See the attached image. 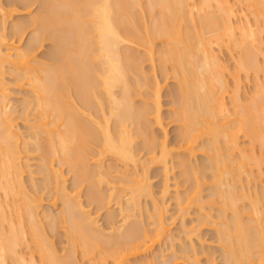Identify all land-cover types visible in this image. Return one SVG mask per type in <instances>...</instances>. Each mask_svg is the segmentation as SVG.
<instances>
[{
    "label": "bare ground",
    "instance_id": "bare-ground-1",
    "mask_svg": "<svg viewBox=\"0 0 264 264\" xmlns=\"http://www.w3.org/2000/svg\"><path fill=\"white\" fill-rule=\"evenodd\" d=\"M147 1V6L143 8V0H11L9 4L16 7L10 9L12 8L10 6L9 10L6 11L5 8V10L3 9V4L0 0V12L2 10L5 11V13H0V16H2V21L0 22V46L9 42L8 28L6 26L8 20L6 22V19L11 17L16 10H20L18 7L27 8V10L35 5L39 7L33 16L30 17L28 15L30 19L28 23H15L14 26L11 24L13 26L11 33L13 38H22L25 34L24 31L26 32L25 29H28L27 27L29 26L30 28H35H33L34 30L31 28L35 32L32 39L30 38V45L25 46V49L12 46L8 48L7 53H2L0 47V192L3 193L2 196L0 194V264H7V261H11L10 264H18L16 262L23 264L26 254L21 251L20 253L24 255H19L18 247L22 244L24 245L25 237L29 236L28 234L31 235L32 239L30 245L32 242L31 246L33 247L30 248H34V250H31L32 254L34 251L37 252L36 255L39 254V264H73L70 258L73 259L75 257L72 253L76 254V248L80 249L76 250L81 252V258L87 260L88 264H128L131 258L148 252L156 243H159L158 241L164 235H167L168 227L170 228L168 225L170 224H166L167 220L165 219V221L163 218L165 211L163 212L164 209L161 208L165 205L160 206L161 203L158 205L155 202L157 206L155 205L154 207V212H156L154 216L155 214L156 216H152L156 226L151 229L153 231H149L147 223H145V216L143 218V213L146 210L142 206V198H148L147 195L152 191H150L152 183H149L150 176L147 175V168L149 169V165L154 162L164 163L167 167L168 157H171L170 155L173 154V151L172 149H167L169 146L166 145V139H163L161 143L159 139L157 142L156 139L158 137L154 139V134L152 136V131H149L152 128L150 129L146 122L148 120L147 117L151 113L153 114L154 112L158 117L160 115L161 101L157 83L156 89L152 88L154 90L152 93V98H154L153 107L149 105V101L147 103L148 99L146 98H144L146 100L143 101L142 105L136 104L138 100L136 101L135 97L137 95L146 97L148 94L145 93L146 91L150 93V85L153 83H151V77L149 78L146 76L147 74L145 75L146 71L144 72V69L142 71V66L144 65L141 59L145 57L142 56L141 58L137 54L139 51L135 52L132 49V45H135L136 49L137 46L145 47L143 50H145L146 54L149 52L151 57H153L154 46H156L154 43L159 39L164 42V46L160 47L161 52L159 53L161 70L168 74L167 70L170 68L172 70H170L171 73L173 72L179 84V99H176L177 111H175V121L179 123L178 126L180 125L181 143H179V147L185 149L186 153L187 150L191 151L188 152L193 156L195 152L193 149L194 146H198L196 145L198 140L204 137H207L208 140H206L207 142L205 140L202 142L201 140L205 144H200L201 149L202 147L204 148V153H207V156H205L207 157L206 163H203L200 167H195L192 166V161L183 162L181 159L183 162L181 164L184 166L183 170L180 169L182 171L181 175L185 177L186 183L192 182L195 184L193 185V187L195 186V192L193 190L192 193L196 197L195 201L198 200L199 204L197 203V207L198 205L200 207L206 205L204 203L206 200L200 199V186L203 189L204 184L202 183H208L207 181L205 182V179L212 181L210 185L213 184L212 196H214V199H211L214 201L211 199L210 201L213 204H219L221 212L218 211L220 213V220H218L222 221L223 219L222 222H215L219 226L215 230L218 238L216 239L219 241L218 243L222 244L220 248L223 249L224 263L264 264V191L263 193L260 192L262 195L260 193L258 195V191H254L256 194L254 193L255 197L253 198V190L250 187L251 180L248 181V178L247 180L245 179L248 186L244 188L247 190L241 191V189L244 190L243 187L240 188L238 186L242 181L241 176L249 174L245 168H247V165L249 166L248 162L251 161V156L239 146L240 134H242L241 136L245 135V138L248 136L249 140L253 141V144H251L252 150L256 145H254L255 142L258 145L260 144L261 150L264 149V85L261 87L257 83L260 90L258 88V91H255L258 93L254 94V98L251 97L250 101L248 100L250 102L248 104H242L239 95L240 73L252 72L254 75H258V72L261 73L264 70L263 66H261L262 64L259 65L260 62L257 57L260 54H258L259 50L254 47L256 46L254 45L256 41L260 42V37L258 38L257 36L259 33L255 32L256 30L254 32L251 30L253 26L249 25L253 24H248L249 22L243 26L241 25L240 28L238 27L241 21L238 22L239 25L235 23L236 20L234 21V18L238 12L235 7L233 8L234 5L229 0H199L198 3L196 2L197 0ZM213 2L217 4V7L212 5L214 4ZM243 2L250 8L247 7L250 11L249 13L253 12L256 19H258L256 22L260 23L259 20L264 19V0H243ZM211 6L214 9L217 8V10L215 9L216 12L209 11L212 8ZM143 13H145L144 17L147 13V15L151 16V19H156L153 26L149 23V25L142 23ZM143 21L146 22L144 19ZM238 28L240 32H237V36L236 30H239ZM257 28L259 27L257 26ZM47 41L55 43L54 46L56 47L55 51L49 54V60H52V64H44V68L39 66L41 69L36 68L37 72L34 68L37 64L33 66L32 63L31 65L32 58H30V55H34L36 46H40ZM224 42H226L225 44L232 42L229 47L232 48L233 46L235 51L237 49L240 52L239 55L237 54L238 52L236 53L238 58L236 57L235 70L233 69L231 71L232 74H229L235 81L233 90L228 86L224 75L227 72L225 70L229 69L226 66L228 64L223 63L226 64L223 65L220 55L218 56L216 52V48L221 47ZM140 48L138 49L140 50ZM8 61L14 64L18 70L19 68L21 69L19 71L24 74H20L22 75L20 77L29 79L33 98L31 97L32 100H27L22 118L25 117V120L28 121L29 115L33 113H29L28 107H32L30 110L34 111L35 121L33 122L35 123L30 125L32 132L30 131L31 133L29 134H32V136L27 135L31 137V140L34 139L33 142H36L35 150L44 154L45 161L43 162L51 166L48 167L46 164L44 166V163L40 162V165H43L42 167H46L43 170L45 173L43 175H46L47 181L44 183H47L48 187L50 186L49 184L54 182L56 188L54 184H51L56 191V193L54 191L55 195L53 196H55V200L60 199L63 204L60 213L52 218V223L59 221V223L61 222V225L59 224L60 227L65 225V229H63L66 230L67 243L71 245L70 251L68 247L66 258L58 255L52 241L49 239L50 236L48 237L51 232L49 234L47 232L49 229L46 230L48 227L46 226V228L43 225L45 223L42 224V219L38 213V209L41 208L39 204L41 203L42 205L38 195L40 193L37 192L38 194H35V191V196L31 194L36 189L35 185L33 186L31 183V188H33L32 191L29 190L31 193L28 195L29 192L23 181L24 166L20 162V154L24 151L21 152L22 142L20 143V141L23 139L21 137V140L19 135H17L19 131L16 133L14 130V117L8 110L9 96L5 92L6 84L3 83V78L1 77L5 72L3 66ZM228 72L231 73L229 70ZM17 79L19 81L22 80L21 78ZM259 83H262V81ZM228 88L233 94V98H231L234 104V114L233 111V116L230 114L232 117L228 114V103L225 101L229 92ZM152 98H149V100ZM70 100L72 103L68 102ZM76 105L78 106L76 107ZM158 117H156V120ZM158 120V122H162L160 117ZM151 126L153 127L152 123ZM139 137L143 138L141 140H143L145 147L150 152L153 151L151 149L154 148V145L156 149L157 143L162 145L161 150L159 149L161 151L159 158L153 156L151 159L149 157L150 159L147 160H150V163L144 159L146 164L144 162L142 164L140 160L142 165L137 162L139 161L137 159V157L139 158V153H137L138 150L137 152L134 150L137 144H134V142ZM27 140L28 142L31 141L28 138ZM22 146L27 147L26 143ZM95 147L100 148V150ZM93 148L97 149L98 153L95 169L89 168V164H87L89 162H87V159L92 156L91 149ZM25 150L27 151V149ZM262 151L264 152V150ZM236 153L237 156H235ZM105 154L116 157L117 159H114L115 163L121 160L126 164L132 163L133 166L134 164L137 167V164L143 166L140 169L141 175H139V171V174L136 173L138 177L135 178L136 175L132 171L134 174L131 175L134 176L131 177L135 179L130 176L128 178L123 176V179L116 177L118 181L120 179V183L118 185L113 183L115 181L114 177H111L113 173L109 174L111 170L108 171L109 167L107 165V169L105 168L103 157L100 156L102 159L99 157V155ZM189 154H186L185 158L187 155L191 157ZM259 158L261 161L263 160L261 156ZM53 159L58 161L60 168L59 166H54L55 169L53 168ZM186 159L184 161H187ZM41 160H43V157ZM48 160L51 162H48ZM262 164L264 165V163ZM61 165H67V169L69 168L73 172L76 179L75 189H78L82 183L88 185L89 202L97 204L99 209L96 208V210H103L107 206L109 208L113 202L116 207L119 206L118 209L121 212L119 213L122 215V220L119 223H123V225L121 224L123 229L120 228L115 215L111 212L106 216V221L108 222L106 223L112 229L110 233H106L104 228H100L97 225L99 220L94 216L95 214L91 215V213L85 211L86 209L83 208L84 204L79 199V194L74 196L68 191L67 180L64 178L65 174H63V170H60ZM136 166L134 167L136 169V171L134 169L135 172L138 171ZM124 167L126 169L129 168L128 165H124ZM43 171L41 168V172ZM165 172L164 175L168 174L165 178H169V173H167L166 169ZM119 177L122 178V176ZM165 178L164 180L167 181V178ZM31 182L35 183V181ZM105 182L107 183L104 187L109 185L106 192L101 187ZM167 186L168 183L165 187L169 191L170 188ZM166 188L162 189L164 194L165 192L166 194L169 193ZM249 190L252 192L250 193ZM238 193H240V196ZM164 194L162 195L164 196ZM250 194L253 196L250 197ZM178 195L179 192L175 197L177 201H175L178 209L179 207L182 209L181 205H184L183 203L188 195L185 193L186 196L184 197L186 198ZM3 196L4 198L2 199ZM126 196H128V200L124 202ZM249 197L250 204L246 201L250 205L249 210L251 209V213L246 211L249 212V215L246 213L248 215L246 220L243 216L245 212L240 210L244 209V207L242 205V208H240L239 202L246 198L249 199ZM188 198L190 201L193 199V197ZM241 204H244V202ZM9 208H12L11 211ZM186 208H184L186 210L185 213L189 209ZM137 209L141 211L135 212ZM184 209H182L183 212L185 211ZM109 210L107 209V211ZM104 211L106 212V210ZM227 211L231 213L232 216L229 214L231 217H228ZM119 213L116 215L119 216ZM139 213L140 216H138ZM46 216L44 215L43 217ZM49 217L51 216L46 218ZM46 218H44L45 221ZM207 219L205 218L206 221ZM139 220L141 223H139ZM199 222L201 223V219ZM47 223L49 224V222ZM192 244L190 245L192 246ZM192 247L193 249L196 248ZM186 251L191 253L192 249L190 248V251ZM187 252H181L183 257L185 256L184 254H188ZM194 252H192V255L195 258L197 254L194 255ZM202 252L206 251L202 249ZM160 253L164 257L166 256L163 251ZM190 255L188 254L185 258L191 261L193 256L189 259ZM32 256L34 257V255ZM180 256L179 258L183 259ZM214 256L212 255L210 259L208 258L209 263L212 264L211 257ZM27 257L29 258V256ZM33 257L29 258V261L26 260L27 263H25L26 261L24 263L38 264ZM164 257L162 256L161 258ZM75 259L74 261H77ZM152 259L154 261V257ZM196 259L195 261H197ZM171 260L172 258L168 261L171 262ZM21 261L22 263H20ZM138 261L135 260L137 264H143ZM177 261L174 263H177ZM162 263L169 264L164 260ZM145 264H150L149 259Z\"/></svg>",
    "mask_w": 264,
    "mask_h": 264
},
{
    "label": "rangeland",
    "instance_id": "rangeland-1",
    "mask_svg": "<svg viewBox=\"0 0 264 264\" xmlns=\"http://www.w3.org/2000/svg\"><path fill=\"white\" fill-rule=\"evenodd\" d=\"M11 0H1V2H2V4H3V9L5 8L6 9V11H8L9 9L8 8H10V6L12 7V8H10V9H14V7H16V6H12V4H9V2H10ZM194 1H196V0H194ZM198 1L199 0H197L196 2L198 3ZM147 0L145 1V0H143V8H145L146 6H147ZM215 2V1H214ZM213 2V3H214ZM229 2L232 4V5H234L233 6V8L235 7V10L238 12H236L237 14H236V17L234 18V21H235V23L237 24V25H239V21H241V23H240V25L238 26L239 28H240V26L242 25H245L247 22H249L248 24H253V25H249V26H253L252 28H251V30L254 32V30H256L255 32H258L259 34L257 35V33H256V35L258 36V38L260 37V39H259V41L260 42H257L256 41V44H254V45H256V46H254L255 48H257V50H259L258 51V59H259V65H261V66H263V68H264V21H262V20H264V19H262V20H259V22L260 23H258V21L256 22V20H258V19H256V16L254 15V13L253 12H251V13H249L250 11H249V7H248V5L247 4H245L244 2H243V0L242 1H240V0H229ZM243 2V3H242ZM230 4V5H231ZM9 5V6H8ZM213 6L215 5V7H217V4L216 3H214V4H212ZM231 5V6H232ZM145 6V7H144ZM212 7V6H211ZM249 9H248V8ZM18 8H20V10L18 9V10H16L15 12H13L12 13V15H11V17H9L8 19H6V22H7V20H8V22L6 23V26H7V34H8V40H9V42H7V43H5V44H2L3 45V47H2V45L0 46L1 47V52L2 53H7V51H8V48H10V47H12V46H16V47H21L22 49H25V46H29L30 44H29V42L31 43V39H32V36H33V34H34V32L35 31H33L31 28H30V26L29 27H27L28 29H25L26 30V32L24 31V35L22 36V38L21 37H19V38H17V37H15V38H13V36H12V31H13V29H12V27L14 26V24L15 23H28V21L30 20L29 19V16L31 17V16H33L36 12H37V10H38V8L39 7H37V5H35V6H33L32 8H28V10H27V8L26 9H23V7H18ZM23 10H22V9ZM4 9V10H5ZM30 9V10H29ZM210 9V8H209ZM212 9H214L213 7L209 10V11H214V12H216V10H217V8H215L214 10H212ZM239 10V11H238ZM1 11V10H0ZM251 11H253L252 9H251ZM2 12H4L5 13V11H3L2 10ZM2 12H0L1 14H2ZM0 14V15H1ZM29 15V16H28ZM144 15H145V13H143V17H144ZM2 16H0V22L2 21V18H1ZM151 16L148 14L147 15V13H146V16L143 18L144 20H146V22L145 21H143V19H142V23L144 22L146 25H149V24H151L152 26H153V24H155V21H156V19H151L150 18ZM152 20V21H151ZM18 21V22H17ZM245 22V23H244ZM149 23V24H148ZM257 23V24H256ZM11 24L13 25V26H11ZM247 24V25H248ZM144 25V24H143ZM145 25V26H146ZM150 25V26H151ZM257 26L259 27V28H257ZM238 28V29H239ZM255 28H257V29H259V30H257V29H255ZM262 28V29H261ZM31 32V33H30ZM240 32V29L239 30H236V34H237V36H238V33ZM11 36H12V38H11ZM31 36V37H30ZM239 36H240V34H239ZM21 38V39H20ZM31 38V39H30ZM11 40H13V41H11ZM258 40V39H257ZM10 43V44H9ZM50 43V44H49ZM51 43H53V42H50V41H47V42H44V43H42V45H38L39 46V48H38V46H36V50H35V53H34V55H30V58H32L31 60V65H32V63H33V66L34 65H36L34 68L36 69V68H44L45 67V65L46 64H52V60L50 61L49 60V54L50 53H52V52H54L55 51V43H53V44H51ZM226 42H224V43H222L223 45H221V47H217L216 48V52H217V54H218V56L220 55V59H221V61H223L222 62V64L223 63H226V64H228V65H226V64H223V65H226L227 67V69L231 72V71H233V69L235 70V63H237L236 62V60H237V58H238V55H239V51H237V49H236V51L234 50V48H233V46H232V48H233V51H232V48L231 47H229V44H231L232 45V42L231 43H227V44H225ZM255 43V42H254ZM14 44V45H13ZM156 46H154V50H155V52H154V55H153V57H151V55H150V53L148 52L147 54L149 55H147L146 54V52H145V50H143L145 47H142V46H140V47H138L137 45V49L134 47L135 45H132L133 46V50L135 51V52H137V51H139V52H137V54L142 58V56L143 57H145V58H142L141 60H142V63H143V65L144 66H142V71H143V69H144V72H145V75L147 76V77H151L150 78V80L152 81L151 83H153L152 85H150V93H148L149 91H146V93L145 94H148V95H146V97H144V96H142V95H140V96H138L137 95V97H135V100L137 101H135L136 102V104L137 105H142L144 102V100H146V99H148L147 100V103H148V101H149V105H152L151 107H153V105L154 104H152V102L154 101V98H152L153 96V92H154V90H152V88H154V89H156V83H157V86L159 87V95H160V97H159V99H160V107H161V109H160V115H159V117H160V120L162 121V122H158L159 120V117L158 116H156L155 115V113L153 112V114L151 113L148 117H147V119L148 120H150V121H146L147 122V125H149L148 127L151 129V130H149L150 132H151V134H152V136H153V134H154V139H156L157 137V142L160 140V143L161 142H163V139L165 140L166 139V145L167 146H169L167 149H172V151H173V154L172 155H170L171 157H168L169 159H168V163H167V167H166V164H162V163H160V164H162V165H160L159 164V162H154V163H151L148 167H149V169L147 168V172H148V176H150V186L152 187V189H150V191H151V195L149 194V195H147L148 196V198L147 197H143L142 198V206L144 207V209L146 210L144 213H143V218H144V216H145V220H146V222L145 223H147V228H148V230L149 231H153V230H151V229H154L155 228V224H154V222H155V220H153L154 219V217L156 216V214H155V216H154V213H156V212H154V207H155V205H156V203H158V205L160 204V206L162 205H165V206H163V207H161L162 209H164L163 210V212L165 211V213H163L164 214V216H163V218H164V220L167 222L166 224L168 225V223L170 224V225H168V226H170V228L168 227V231H167V235H164V237L163 238H161L160 239V241H158L159 243H156L153 247H152V249H150L148 252H146V253H143V254H141V255H139V256H135V257H133V258H131L130 259V261H128V264H137V262H135V260L136 261H138L139 263H143V264H145V263H147L148 262V259H149V262H150V264H156V263H158V264H161V262H163V260L167 263H169V264H172V263H174L175 261H177V263H174V264H211V263H209L208 261H209V259H210V256H214V254H216L214 257H211V260H212V264H223L224 263V260H223V249L222 248H220L221 247V243H218L219 241L217 240L218 238L216 237V228L217 227H219L218 225H216L218 222H222L223 221V219H222V221H219L220 220V217H219V215H220V213H218V211L219 212H221L220 211V207L218 206L219 204H216V203H214L213 204V202H211L210 201V199L212 198V199H214V196H212L213 195V184L212 185H210L211 184V182L212 181H209L208 179L206 180L205 179V182L207 181L208 183L206 184V183H202V184H204L203 185V189L201 188L202 186H200V194H201V196H200V194H199V196H200V199L201 200H203V201H205L204 203L206 204V205H203V206H199L198 205V207H197V203H198V200L197 201H195V198L196 197H194L193 195V190H194V187H193V185H195V184H193L192 182H189L190 183V185H189V183L187 182L186 183V179H185V177L183 176V175H181V170H183L184 168V166H182V164H183V162H191L192 163V166H201V165H203V163H206V161H207V157H205V156H207V153L205 152L204 153V148L202 147V149H201V145L200 144H205V143H202V142H204V140H205V142H207L208 140H207V137H204V138H202L201 140H202V142H201V140H198V142L196 143V145H198V146H194V149L193 150H195V152H194V154H193V156H191L190 154H189V152H191V151H189V150H187V153H186V150L185 149H182V148H180L179 147V143H181L180 142V130H179V126H178V122L177 121H175V115H176V112L175 111H177L176 109H177V100L179 99L178 97V95H179V84H178V80H177V78L174 76V74H173V72L171 73V69L169 68L168 70H167V73L168 74H165L166 72L164 71V70H161V65H159V64H161V63H159L160 62V60H159V57H160V52H161V49H160V47L162 46H164V42L162 41V40H157V42L155 41V43H154ZM5 45V46H4ZM22 45H23V47H22ZM227 45H228V47L231 49V51H230V49L227 47ZM258 45V46H257ZM223 46H225V47H223ZM52 47H53V49H52ZM27 48V47H26ZM138 48H140V50L138 49ZM159 48V49H158ZM38 49V50H37ZM221 49V50H220ZM157 50V51H156ZM218 50H220V51H218ZM256 50V51H257ZM144 52H145V54H144ZM235 52V53H234ZM238 52V53H237ZM143 53V54H142ZM238 55H237V54ZM33 54V53H32ZM36 54V55H35ZM36 56V57H35ZM155 57V58H154ZM237 57V58H236ZM158 58V59H157ZM35 59H36V61H35ZM43 60H45V61H43V63H42V61ZM145 60V61H144ZM159 60V61H158ZM39 61H41V62H39ZM48 61V62H47ZM10 61H8V62H5V64L7 63H9ZM38 62V63H37ZM51 62V63H50ZM35 63V64H34ZM4 65L3 67H4V71H3V68H2V71L4 72L3 73V76H1L2 78H3V83H5L4 85L6 86V88H5V92L6 93H8L7 95L9 96H7L8 97V102H9V104H8V110L12 113V115H13V117H14V119H13V126H14V130L16 131V133H17V131H19V133L17 134V135H19V138L21 139V137H22V141H20V143L22 142L24 145H25V143H26V148L24 147V146H22L23 144L21 143V154H20V162L22 163V165L24 166V172H23V178H24V182H25V186H26V188H27V190H28V192H29V194L28 195H30V191H32V188H31V183L33 184V186L36 188H34L35 190H33L32 191V195H34L35 196V194L38 192V193H40V194H38L39 195V199L41 200L40 202H42V205H41V203L39 204L40 206H41V208H40V206H39V208L40 209H38V213L40 214V218L42 219V224L43 223H45V224H43L47 229L46 230H48L49 229V231H47L49 234H50V232H51V234L50 235H48V237H49V239L52 241V243H53V245H54V247H55V249L57 250V252H58V255L59 256H61V257H63V258H66L67 257V252H68V247H69V251H70V247H71V245L69 244V243H67L68 242V237L65 235L66 233H65V231L66 230H64L65 228H64V226L65 225H63V227L61 226H59V224L61 225V222L59 223V221L57 222V221H54V223H52L53 221H52V218H54L56 215H58L59 213H60V211H61V209H62V207H63V204H62V201L60 200V199H57V200H55L56 198H55V196H53V195H55V193H56V191H55V184H54V182H53V184H54V187H52V185L51 184H49L50 186H48L47 187V183H44V182H46L47 180H46V178H45V176L46 175H43V173H44V171L43 170H45L46 169V167L44 168V167H42L43 165H40L41 163L40 162H42V163H44V166H45V164H46V162H43V161H45L44 160V154L43 153H41V152H37L35 149H36V142H35V145H34V142H33V140L34 139H32L31 140V137H29V136H32V134H29V133H31L32 131H31V129H30V125H32L33 123H35V122H33V121H35V116H34V111H31L30 110V108H32V107H28L29 108V111L26 109V111H28L29 113H32V115H29V117H28V121L27 120H25V117L24 118H22V116H23V114L22 113H24V110H25V104H26V102H27V100L29 101V99H31L32 100V98H33V95L31 96V86H30V83H29V79L27 78V79H25L24 77H20V76H22L24 73H21V71H19V70H21L20 68H19V70L15 67V65L14 64H11V62L8 64V65ZM43 65V67H42V65ZM45 64V65H44ZM234 64V65H233ZM10 66V67H9ZM40 66V67H39ZM232 67V68H231ZM40 68V69H41ZM262 68V67H261ZM39 69V70H40ZM231 69V70H230ZM17 70H18V72H17ZM37 70V69H36ZM171 70V71H170ZM228 70H225V71H227L228 72ZM163 71V72H162ZM168 71H170V72H168ZM23 72V71H22ZM37 72H38V70H37ZM226 72V73H227ZM225 73V72H224ZM224 74L225 75V79H226V81H227V84H228V86L231 88V90H233V87H234V85H235V81H234V78H232V76H230L229 74H232V72L231 73H227V74ZM20 74H22V75H20ZM173 74V75H172ZM18 75H19V77H18ZM143 75V74H142ZM227 75V76H226ZM259 75V76H258ZM258 75H254V73H252V72H249V73H247V72H242V73H240V79H241V81H239L240 83H239V95H240V97H241V102H242V104H248V102L250 101L249 99L251 98V97H253L254 96V94H256V93H258V92H255V91H258L257 89L259 88V90H260V87H259V85L262 87V85H264V70L260 73V72H258ZM143 77H144V75H143ZM15 78H16V80H15ZM17 78H21L22 80H18ZM176 78V79H175ZM28 80V81H27ZM260 80V81H259ZM19 81V82H18ZM257 81V82H256ZM262 81V83H259V82H261ZM21 82V83H20ZM159 83H160V85H159ZM259 85H258V84ZM257 85H258V87H257ZM7 89V90H6ZM147 90V89H146ZM149 90V89H148ZM228 90H229V92H228V94H227V98H226V102L228 103L227 104V106H228V108H229V110H228V114L230 115H232L233 116V114H234V104H233V100H232V98H233V94H232V92H231V90L228 88ZM8 91V92H7ZM152 91V92H151ZM33 94V93H32ZM253 94V95H252ZM29 95V96H28ZM144 95V94H143ZM147 96H148V98H147ZM150 96V97H149ZM30 97V98H29ZM32 97V98H31ZM138 97H141V98H138ZM232 97V98H231ZM144 98H146V99H144ZM149 98H152V99H150L151 100V102H150V100H149ZM254 98V97H253ZM70 99V98H69ZM177 99V100H176ZM24 100V101H23ZM72 100V99H71ZM68 101L69 103L71 102L72 103V101ZM249 100V101H248ZM252 100V99H251ZM73 101H75L74 99H73ZM76 102V101H75ZM250 103V102H249ZM75 104H77V103H75ZM78 105H76V107H77ZM227 108V109H228ZM25 111V112H26ZM231 111V112H230ZM232 111H233V114H232ZM157 114V113H156ZM230 115V116H231ZM231 116V117H232ZM152 117V118H151ZM156 117H158L157 118V120H156ZM174 118V119H173ZM24 119V120H23ZM152 119V120H151ZM153 119H154V121H153ZM25 121H27V123H25ZM150 122V123H149ZM151 123H152V125H153V127L151 126ZM161 123V124H160ZM15 124V125H14ZM28 124V125H27ZM264 124V123H263ZM27 125V126H26ZM28 126H29V128H28ZM264 126V125H263ZM264 128V127H263ZM28 129H30V130H28ZM163 130V131H162ZM31 131V132H30ZM165 131V132H164ZM155 132V133H154ZM166 133V134H165ZM24 134V135H23ZM29 136H28V135ZM242 134H240V138H239V143H240V145L239 146H241L243 149H245L246 150V152H247V154L248 155H250L251 157H250V160L251 161H249L248 162V164H249V166L247 165V168H245V170L246 171H248V173L249 174H243V177L241 176V180L243 181V179H244V181L242 182L241 181V183H239L238 184V186L241 188V187H243V189L244 188H246L247 186H248V183H247V178H248V181H250V183H251V185H250V187H252L251 188V190H253V192L252 191H250V193L252 192V194L254 195H252V194H250L249 196L250 197H252L253 196V198L255 197V192L256 191H258L257 192V194L259 195V193L261 192V193H263V191H264V165L262 164V163H264V154H262V153H264L262 150H264V149H262L261 150V146H260V144L258 145V143L257 142H255L254 143V145L256 144V145H258V146H254L253 148V150H252V148H251V144H253V141H251V139L249 140V137L247 136L246 138H245V135H243V136H241ZM167 136V137H166ZM135 137H138V136H135ZM134 137V138H135ZM156 137V138H155ZM26 138V139H25ZM27 138L29 139V140H31V141H29L28 142V140H27ZM141 138L142 137H139V138H136L135 139V142H134V144H136V149H134V150H136V152H137V150H138V152L137 153H139V158L137 157V159H139V161H137L139 164H140V160L142 161L141 163L142 164H146V162L147 161H149V163H150V160H147V159H150L151 157L153 158V156L154 157H158L159 156V154H160V150H161V147H162V145L159 143H157L156 141H155V143H157V146H156V149H155V145H154V148L153 149H151V150H153V151H151L150 152V150L149 149H147V147H145V145H144V142H143V140H141ZM140 139V140H139ZM143 139V138H142ZM159 139V140H158ZM241 139V140H240ZM207 140V141H206ZM24 141H27V142H25L24 143ZM142 141V142H141ZM251 141V142H250ZM31 142V143H30ZM32 142H33V144H32ZM250 142V143H249ZM154 143V144H155ZM28 144H29V146H28ZM143 145H144V147H143ZM159 145H161V146H159ZM205 146V145H204ZM24 147V148H23ZM134 147V148H135ZM158 147H160V148H158ZM240 147V148H241ZM95 148H97V147H95ZM95 148H93V149H91V154H92V156H90V158H88L87 159V164H89V168H91V169H95L96 168V159H97V157H98V153H97V149H99L100 150V148H97V149H95ZM197 148H199V149H197ZM258 148H260V149H258ZM25 149H27V151L25 150ZM160 149V150H159ZM257 149V150H256ZM29 150V151H28ZM149 150V151H148ZM255 150V151H254ZM155 151V152H154ZM189 151V152H188ZM94 152V153H93ZM142 152V153H141ZM146 152H148V153H146ZM238 152V151H237ZM41 154L43 155L42 157H43V160H41ZM186 154H189L191 157H192V159H191V157H189L188 155H187V157L186 158H188V159H186L185 158V155ZM239 155V154H238ZM100 156H102L103 157V159L100 157ZM142 156V157H141ZM235 156H237V153H236V155ZM253 156V157H252ZM258 156V157H257ZM259 156H261L262 158H263V162L261 161V159L259 158ZM40 157V158H39ZM99 157L103 160V164L105 165V168H106V165H107V167H109L108 168V171L109 170H111V171H109V174L111 175V173H113L112 174V176L111 177H114L113 179H115V181L113 182V183H117V185H118V183H120V179H123V176H125L124 178H128L129 176L131 177V176H134V175H136V177L135 178H137L138 176H137V174H139L138 172L140 171V174L139 175H141V168L143 167V166H140V165H142V164H137L138 165V167L134 164V166H133V164L132 163H130V164H126V163H123L121 160H120V162H117V163H115V160L114 159H117L116 157H114V156H112V155H99ZM150 157V158H149ZM93 158V159H92ZM94 158H95V160H94ZM151 158V159H152ZM159 158V157H158ZM237 158V157H236ZM239 158V157H238ZM252 158H253V160H252ZM101 159H99V160H101ZM144 159H145V161H144ZM183 160V162H182V160ZM187 160V161H184V160ZM254 159H256V160H254ZM260 159V160H259ZM54 160V161H53ZM52 161H53V168H54V166L55 167H58L59 166V168H60V165L58 164V161L56 160V159H53ZM180 160V161H179ZM189 160V161H188ZM56 161H57V163H56ZM98 161V160H97ZM179 161V162H178ZM196 161H198V162H196ZM204 161V162H203ZM260 161V162H259ZM48 162H51V161H49L48 160ZM47 162V163H48ZM92 162V163H91ZM95 162V163H94ZM144 162V163H143ZM196 162V163H195ZM182 163V164H181ZM196 165H195V164ZM199 163V164H198ZM254 163L256 164L255 166H254ZM260 163V164H259ZM51 164V165H52ZM58 164V165H57ZM94 164V165H93ZM169 164V165H168ZM179 164L181 165L180 167H179ZM194 164V165H193ZM198 164V165H197ZM252 164H253V166H252ZM46 165H48V164H46ZM111 165H112V167H111ZM124 165L126 166V165H128V169H126V167H124ZM251 165V166H250ZM50 166V164L48 165V167ZM116 166V167H115ZM118 166V167H117ZM123 166V167H122ZM136 166V168H138V171L137 172H135L136 171V169L134 168ZM169 166V167H168ZM51 167V166H50ZM166 167V168H165ZM246 167V166H245ZM256 167V168H255ZM41 168H42V171L43 172H41ZM44 168V169H43ZM116 170H115V169ZM164 169V171H163V169ZM172 168V169H171ZM55 169V168H54ZM107 169V168H106ZM114 169V170H113ZM117 169H118V171H117ZM123 169V170H122ZM134 169H135V171H134ZM165 169H166V171H167V173H169V178H167V181L166 180H164V178H165V176L166 175H168V174H166V175H164V173H166L165 172ZM181 169V170H180ZM37 170H38V172H37ZM61 171L63 170V174H65L64 175V178L67 180H65L66 181V186H67V189H68V191L70 192V193H72V195H77V194H79V196H80V200H82L81 202L84 204L83 205V208H85L86 210L85 211H87V212H89V213H91V215H94L96 218H97V220H99V222H98V226H100V228H104L105 229V232L106 233H110V231H112V229L110 228V226H109V224L107 225V221H106V216H108L107 214L108 213H112V214H114L115 215V219H116V221L119 223L121 220H122V215L120 214L121 212H120V210L118 209L119 208V206H117L116 207V204L114 203H112V204H110V206H109V208H110V210H112V211H110L109 210V208H108V206L106 207L109 211H107V209L105 208V209H100V210H96V208H97V204L96 203H90L89 201V198H88V191H89V189H88V185L86 184V183H82L81 185H80V187L78 188V189H75L74 188V185H75V176H74V174H73V172H71L70 170H69V168L67 169V165H61V169H60ZM149 170V171H148ZM180 170V171H179ZM47 171V170H46ZM128 171V173H126ZM131 171V172H130ZM135 173H133V172ZM142 171H143V169H142ZM123 172H125L126 173V175H125V173H123ZM130 172V173H129ZM137 173V174H136ZM143 173V172H142ZM45 174V173H44ZM119 174V175H118ZM122 174H124V175H122ZM129 174V175H128ZM131 174H134V175H131ZM183 174V173H182ZM114 175V176H113ZM181 175V176H180ZM119 176H122V178L121 177H119ZM245 176V177H244ZM116 177L117 178H120L119 179V181H118V179H116ZM184 179H182V178ZM45 178V179H44ZM132 179L134 178V177H131ZM134 178V179H135ZM165 178V179H166ZM169 179V180H168ZM246 179V180H245ZM31 181H35V183L34 182H31ZM107 181V180H106ZM116 181H118V182H116ZM165 181V182H164ZM256 182V183H255ZM107 182H105V183H103V186H101V187H103V190L106 192L108 189H107V187L109 188V185H107V187H104L105 186V184H106ZM164 183H166V184H164ZM167 183H168V186L167 187H169L170 188V190L168 191L167 189L168 188H166L165 186L167 185ZM247 185H246V184ZM249 183V184H250ZM30 184V185H29ZM37 184V185H36ZM44 184V185H43ZM242 184V185H241ZM46 185V186H45ZM45 186V187H44ZM119 186H120V184H119ZM211 186V187H210ZM246 186V187H245ZM257 186V187H256ZM37 187H38V190H37ZM73 187V188H72ZM105 188V189H104ZM166 188V190L169 192L168 194H166V192H165V194L166 195H168V196H166L164 193H163V190ZM239 188V189H240ZM163 189V190H162ZM257 189V190H256ZM27 190H26V192H27ZM30 190V191H29ZM77 190V191H76ZM245 190H247V189H244V190H242L241 189V191H245ZM36 191V192H35ZM54 191H55V193H54ZM186 191V192H185ZM240 191V190H239ZM249 191H248V193H249ZM255 191V192H254ZM27 192V193H28ZM34 192H35V194H34ZM178 192H179V195H182V197H184V196H186L185 195V193L188 195L187 196V198L186 197H184V198H186L185 199V202L183 203L184 205H181L182 206V209H184L185 207H187V208H189L188 209V211H187V213H185L186 212V210L183 212V210L182 209H180V207H179V209H178V205H177V200H176V196H177V194H178ZM194 192H195V190H194ZM212 192V193H211ZM241 193H244V192H241ZM255 193V194H254ZM260 193V194H261ZM0 194H1V196L3 195V193H1L0 192ZM154 194V195H153ZM162 194H164V196L162 195ZM189 194H191V195H189ZM245 194V193H244ZM178 195V196H179ZM209 195V196H208ZM238 195L240 196V193H238ZM262 195V194H261ZM1 196H0V199H1ZM166 196V197H165ZM208 196V197H207ZM127 197V198H126ZM124 199V202L126 201V200H128V196H126ZM188 197H190V198H192L193 197V201L191 200L190 201V199L188 198ZM210 197V198H209ZM250 197H249V199H245V200H241L242 202H244V204H241L242 202L240 201L239 202V207L240 208H242V205H243V207H244V209H240L241 211H244L245 213L243 214V216L246 218V220H247V218L248 217H246V216H248L249 215V212H246V211H250L249 210V204H250V202H249V200H250ZM4 198V196L2 197V199ZM42 198V199H41ZM163 198V199H162ZM209 198V199H208ZM188 199V200H187ZM211 199V200H212ZM161 200V201H160ZM176 200V201H175ZM187 200V201H186ZM207 200H209L208 202H207ZM248 201V203H247V201ZM190 201V202H189ZM194 201H195V203H194ZM212 201H214V200H212ZM246 201V202H245ZM156 202V203H155ZM202 202V201H201ZM155 203V204H154ZM186 203V204H185ZM189 203H191V204H189ZM195 205H194V204ZM203 202H202V204H204ZM189 204V205H188ZM199 204V203H198ZM208 204V205H207ZM214 205V206H212V205ZM113 205H115V206H113ZM188 205V206H187ZM157 206V205H156ZM206 208H205V207ZM246 206H248V207H246ZM10 207V206H9ZM112 207V208H111ZM148 207V208H147ZM165 207V208H164ZM203 208V209H200V208ZM213 207V208H212ZM218 207V208H217ZM157 208V207H156ZM186 208V209H187ZM212 208V209H211ZM216 208V209H215ZM247 208V210H245ZM10 209V211H11V209L12 208H9ZM9 209H7V211H9ZM97 209H99V208H97ZM166 209V210H165ZM104 210H106V212L104 211ZM181 210V211H180ZM40 211H42V212H40ZM93 211V212H92ZM95 211H96V213H95ZM139 211H141V210H139ZM138 211V209L135 211V212H139ZM155 211H157L156 209H155ZM240 211V212H241ZM51 212V213H50ZM120 212V213H119ZM150 214H148V213ZM158 212V211H157ZM228 213H227V215H228V217H231L232 215H231V213H229V211H227ZM230 212H232L231 210H230ZM93 213V214H92ZM120 214L119 216L118 215H116V214ZM243 213V212H242ZM248 215H247V214ZM250 213H251V211H250ZM41 214H42V217H41ZM53 216H52V215ZM106 214V215H105ZM138 214V213H137ZM205 214H206V216H205ZM229 214L231 215V216H229ZM46 216V217H48V216H51V217H49V218H46V217H43V216ZM97 215V216H96ZM154 217H153V216ZM217 215H218V217H217ZM251 215V214H250ZM105 216V217H104ZM117 216H118V218H117ZM138 216H140V213H139V215ZM150 218H149V217ZM208 216V217H207ZM153 217V218H152ZM199 217H200V219H201V223L199 222L200 221V219H199ZM203 217V218H202ZM44 218H46V221H45V219ZM121 218V219H120ZM205 218L207 219V221L205 220ZM105 219V220H104ZM118 219V220H117ZM137 219H139V218H137ZM149 219H151V220H149ZM216 219V220H215ZM219 219V220H218ZM149 220V221H148ZM202 220H204L203 221V223H202ZM50 221H51V223H50ZM148 221V222H147ZM153 223H152V222ZM211 221V222H210ZM47 222H49V224L47 223ZM56 222V223H55ZM107 222V223H106ZM215 222H217V223H215ZM47 223V224H46ZM139 223H141L140 222V220H139ZM205 223H207V224H205ZM53 224V225H52ZM121 224L123 225V223L121 222V223H119L118 225L120 226V228H122L123 226H121ZM143 224V223H142ZM50 227H49V226ZM106 225V226H105ZM184 225V226H183ZM52 226V227H51ZM109 226V227H108ZM186 226V227H185ZM215 226V227H214ZM52 228V229H51ZM64 228V229H63ZM119 228V229H120ZM150 228V229H149ZM123 229V228H122ZM191 229L192 230V232H190L189 230ZM218 229V228H217ZM53 230V231H52ZM187 231V233L189 234H187V233H185V231ZM169 232V233H168ZM184 232V233H183ZM47 233V234H48ZM193 233V234H192ZM166 234V233H165ZM27 235V234H26ZM29 236H26L25 238V241H24V245L22 244L20 247H18V251H19V255H21L22 256V254L24 253V254H26V256H25V261L26 260H28L29 258H32L31 257V255H34V257L33 258H35L34 259V261L36 262V263H38L39 264V261H38V255L39 254H37L36 255V253L37 252H35L34 251V253L32 254V252H31V250H34V248H30V247H33V246H31L32 245V242H31V245H30V241H32V239H31V235L30 234H28ZM166 236V237H165ZM28 237V238H27ZM217 238V239H216ZM29 239H31V240H29ZM163 240V241H162ZM193 243V244H192ZM184 244V245H183ZM186 244V245H185ZM190 244H192V246H194V247H196L195 249H193V247L190 245ZM29 245V246H28ZM70 245V246H69ZM57 246V247H56ZM182 246H184V247H186L185 249H184V247H182ZM188 246H189V248H188ZM181 247V248H180ZM223 247V246H222ZM65 248H67V249H65ZM188 248V249H187ZM190 248L192 249V251H191V253L190 252H187L186 250H188V251H190ZM21 249V250H20ZM23 249V250H22ZM29 249V250H28ZM76 249H78V248H76ZM75 249V252H76V254H73L72 252V255L73 256H75L73 259L72 258H70V261L73 263V264H88V261L87 260H85V259H83V258H81L82 256H81V252L79 251L78 252V250H80V249H78V250H76ZM202 249H203V251H206V252H202ZM205 249V250H204ZM222 249V251H220ZM73 250V249H72ZM185 250V251H184ZM23 252V253H20V252ZM164 252V254L166 255L165 257H164V255H162L160 252ZM195 251V252H194ZM74 252V251H73ZM176 252H177V255H176ZM178 252H180L179 254H178ZM181 252L183 253V252H187L189 255H190V257H188L189 259H191L192 258V252H194L195 254L194 255H196V257L194 258V256H193V258L192 259H194V260H192L191 259V261L190 260H187L185 257L188 255H186V254H184L185 256L183 257V255L181 254ZM207 252H208V254H207ZM210 252H212V253H210ZM31 253V254H30ZM70 253V252H69ZM23 254V255H24ZM212 254V255H211ZM179 255H181L182 256V258L184 259H180L179 258ZM27 256H29V258L27 257ZM68 256H70L69 254H68ZM80 256V257H79ZM164 257V258H161V257ZM180 256V257H181ZM27 257V258H26ZM154 257V261H153V258ZM76 258V259H75ZM161 258V259H160ZM170 258H172V260H171V262H169L170 261ZM176 260H175V259ZM179 258V259H178ZM197 258V259H196ZM209 258V259H208ZM213 258V259H212ZM74 259L75 260H77V261H74ZM195 259L197 260V261H195ZM10 260V259H9ZM30 260V259H29ZM28 260V261H29ZM144 262H143V261ZM156 260V261H155ZM158 260V261H157ZM162 260V261H161ZM169 260V261H168ZM174 260V261H173ZM24 261V262H25ZM161 261V262H160ZM11 262V261H10ZM10 262H8L7 261V264H10ZM23 262V264H25V263H27V261L24 263ZM130 262V263H129ZM153 262V263H152ZM160 262V263H159ZM196 262H198V263H196ZM211 262V261H210ZM223 262V263H222ZM16 263H18L19 264V262H16ZM20 263H22V261L20 262ZM11 264H13V263H11ZM163 264V263H162ZM225 264V263H224Z\"/></svg>",
    "mask_w": 264,
    "mask_h": 264
}]
</instances>
